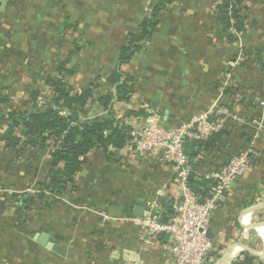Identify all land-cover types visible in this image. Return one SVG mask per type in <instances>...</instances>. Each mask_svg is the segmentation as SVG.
<instances>
[{"label":"crops","instance_id":"obj_1","mask_svg":"<svg viewBox=\"0 0 264 264\" xmlns=\"http://www.w3.org/2000/svg\"><path fill=\"white\" fill-rule=\"evenodd\" d=\"M219 1H168L160 11L154 37L124 67L137 82L134 99L115 102L113 109L117 115L127 110H142L145 114L148 110L164 125H177L207 112L227 80L225 74L232 72L229 87L240 90L230 97L232 101L243 108L245 95L255 94L249 98L259 106L243 118L249 120L251 113L258 115L263 129L256 146L264 158V107L260 105L264 69L254 60L255 48L264 60V0L243 2L246 30L240 42L250 53L239 68L232 67L239 45L226 42L221 26L214 21ZM153 3L154 0H7L0 17V92L9 100L1 104V109H23L25 103L29 104L30 93L36 90L37 102L48 103L51 91L45 80L54 74L58 61L69 57L71 41L81 49L70 56L66 65L75 73L65 81L74 92L81 90L97 70L104 73L112 66L125 33L135 30ZM65 26L71 27L63 38ZM140 117L129 119L138 123ZM240 124L232 120L226 127L237 128ZM227 133L220 131L222 143L232 135ZM230 138V144L243 146L242 139ZM197 146L185 144L193 156L199 157L203 152ZM119 154L120 150L111 161L100 156L92 158L91 164L75 176L76 192L72 196L62 198L52 209L41 210L38 226L20 227L16 223L15 199L28 196L38 184L47 181L48 163L52 160L43 155L31 175L29 168L15 162L12 150L1 149L0 264H167L166 254L145 249L139 227L131 219L136 202L145 205L162 184H167V194L175 190L170 181L172 171L160 167L155 160L130 157L123 162ZM213 163L207 159L206 167ZM224 196L210 222L211 240L220 252L217 261L230 264L245 251L264 260V165L254 167L248 176L234 182ZM100 214L112 219L103 222ZM260 215L263 219H257ZM40 238L45 245L39 243ZM48 244L63 247L65 255L55 253Z\"/></svg>","mask_w":264,"mask_h":264},{"label":"trees","instance_id":"obj_2","mask_svg":"<svg viewBox=\"0 0 264 264\" xmlns=\"http://www.w3.org/2000/svg\"><path fill=\"white\" fill-rule=\"evenodd\" d=\"M168 1L154 0L149 14L137 23L135 30H128L125 33V41L116 51L112 66L104 73L100 69L97 70L95 77L78 92H74L65 81L67 76L75 73V69L67 67L66 64L70 56L81 49V45L74 41L70 42L69 57L58 61L54 74L45 80L51 91L48 103L37 102L36 90L30 93L29 104L25 103L26 108L4 112L1 104L7 102L9 98L0 92V150H12L15 162L26 169L29 168V171H32L31 175L43 155L47 154L51 160L57 161L56 165L48 163V179L38 184L34 188V193L15 199L17 226L21 227L31 222L34 213L40 215L41 210L52 209L53 205L61 202L64 195L72 196L76 192L75 176L79 175L89 162L91 164L92 158L102 154L106 161H111L116 151L125 145L130 125L126 124L124 119L138 118L144 112L127 110L122 115L124 119L115 116L114 103L127 100L135 91L137 83L135 77L127 73L124 67L129 66L135 55L154 37L155 28L161 18L160 11L166 8ZM244 1L220 0L215 6L214 21L221 26L220 33L226 42L236 41L231 27L240 34L246 30ZM70 27L63 28L61 37H65V31ZM245 52L250 53L248 50ZM254 52V60L264 69V60L259 49L255 48ZM246 90L244 94H247ZM238 91L240 90L236 89V86L228 87L224 91V96L234 97ZM252 95L255 94L245 95L244 100L241 101L243 108L247 110L245 114L259 106L250 99ZM230 100L232 101L231 98ZM227 107L231 109L230 105ZM250 116V119L258 117L255 113H251ZM224 130L232 135L223 143L219 132L208 141L198 144L202 149L203 157L192 163V179L189 181V186L201 198L208 195L211 185V181L197 175L199 170L210 168L206 167L207 159L215 162L211 167L219 168L233 154L244 149L254 133L253 129L243 124L237 128L224 127ZM24 131L36 141L28 140L23 135ZM230 137L242 139L243 146L230 144ZM52 144L54 148L48 150ZM25 146L30 147L32 151L25 152ZM224 149H227V152ZM186 151L188 152L187 149ZM256 151L257 155L252 158L253 167L263 168L264 158L257 146ZM195 157L190 156L191 160ZM215 157H217L216 161H214ZM84 159H87L86 163ZM53 194L59 197L54 198ZM162 206L167 210L169 202H163ZM158 240L164 242L166 236L159 235ZM212 254L215 258L219 255ZM230 264H264V260L245 251Z\"/></svg>","mask_w":264,"mask_h":264},{"label":"built area","instance_id":"obj_3","mask_svg":"<svg viewBox=\"0 0 264 264\" xmlns=\"http://www.w3.org/2000/svg\"><path fill=\"white\" fill-rule=\"evenodd\" d=\"M231 32L236 37L235 43L240 47L232 67L239 68L248 54L240 42L241 34L232 27ZM225 76L227 80L220 86L219 96L210 109L177 125H164L157 115L148 110L145 111V116L141 115L142 118L140 117L138 123H134L133 120L124 119L123 114L117 115L114 110L117 118L122 117L124 122L130 125L128 138L119 154L123 157V162H128L130 157L137 158L139 161L155 160L160 167L172 171L170 181L175 186V190L167 194V184H162L161 188L155 191V197L143 205L142 217L131 219L139 227V239L145 249L153 248L166 254L169 257L167 264H215L217 262L220 252L207 236L213 212L221 206L224 195L231 185L248 176L254 169L252 158L257 155L256 141L261 137L263 126L258 118L244 120L243 116L247 110L230 99L224 100L226 98L224 91L230 86L231 83L229 84L228 80L233 77V74L227 72ZM134 97L135 94L131 93L129 98L134 99ZM228 105L231 109L227 107ZM260 105L264 107V98L260 101ZM232 120L253 129L251 143L233 154L219 168L210 167L198 171V176L211 181L208 195L201 198L189 186V176L192 177V163L202 158L203 153L191 160V149H187V152L185 144L190 142L196 145L208 141ZM53 148L52 144L48 150ZM24 151L28 153L32 149L25 146ZM98 156L103 157L102 154ZM86 162L87 159H84V163ZM52 197L59 196L53 194ZM166 201L169 202L168 208L171 206L172 209L170 214H167L168 209L162 206V203ZM166 215L167 221L164 222L163 217ZM100 216L103 222L112 219L107 214H100ZM162 234L166 236L164 242L158 240V236ZM212 253L219 255L215 258Z\"/></svg>","mask_w":264,"mask_h":264},{"label":"water","instance_id":"obj_4","mask_svg":"<svg viewBox=\"0 0 264 264\" xmlns=\"http://www.w3.org/2000/svg\"><path fill=\"white\" fill-rule=\"evenodd\" d=\"M6 5H7V0H3L2 3H1V6H0V17L3 15L4 11H5V8H6ZM24 136L27 137L28 140H31V141H36L35 138L29 136L27 134V131H24ZM51 164L52 165H56L57 164V161L55 159H52L51 161ZM192 177L189 176V180H191ZM64 199L67 198L66 195L63 196ZM172 212V209H171V206L168 208L167 210V214H170ZM142 213H143V202L141 201H137L136 202V205L135 207L132 209V216L134 218H137V219H140L142 217ZM167 215L163 217V221H167ZM255 227V225H252ZM251 227V226H250ZM207 236L212 239V232H211V228L209 227L208 230H207ZM38 237V235L36 236V238ZM39 243L42 244V245H45V241L42 240L41 238L38 239ZM48 248H50L52 251H54L55 253L57 254H60V255H65V249L61 246H58V245H50L48 244L47 245ZM248 250V249H247ZM249 251V250H248ZM261 255H259L260 257ZM222 261V259H220L219 261H217L215 264H220Z\"/></svg>","mask_w":264,"mask_h":264},{"label":"rangeland","instance_id":"obj_5","mask_svg":"<svg viewBox=\"0 0 264 264\" xmlns=\"http://www.w3.org/2000/svg\"><path fill=\"white\" fill-rule=\"evenodd\" d=\"M245 27H246V26H245ZM239 34H240V33H239ZM245 50H247V49H245ZM29 193H30V194L34 193V190H31ZM256 217H257V216H256ZM259 218H262V219H263L262 215L258 216L257 219H259ZM39 223H40L39 215L34 213V215L32 216V221L29 222V223H27V224H31L32 227H36V226L39 225Z\"/></svg>","mask_w":264,"mask_h":264},{"label":"bare ground","instance_id":"obj_6","mask_svg":"<svg viewBox=\"0 0 264 264\" xmlns=\"http://www.w3.org/2000/svg\"><path fill=\"white\" fill-rule=\"evenodd\" d=\"M245 220H246V219H245ZM236 251H237V250H235L234 253H235ZM234 253H233V255H234Z\"/></svg>","mask_w":264,"mask_h":264}]
</instances>
